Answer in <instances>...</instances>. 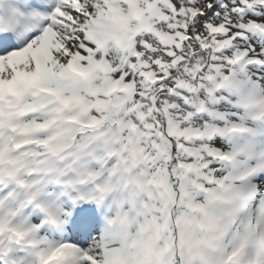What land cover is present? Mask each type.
<instances>
[{
  "label": "snow or ice",
  "instance_id": "1",
  "mask_svg": "<svg viewBox=\"0 0 264 264\" xmlns=\"http://www.w3.org/2000/svg\"><path fill=\"white\" fill-rule=\"evenodd\" d=\"M0 264H264V0H0Z\"/></svg>",
  "mask_w": 264,
  "mask_h": 264
}]
</instances>
